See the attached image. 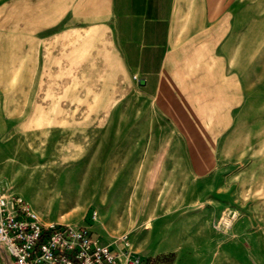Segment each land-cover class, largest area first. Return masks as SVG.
Listing matches in <instances>:
<instances>
[{"label": "rangeland", "instance_id": "374dc122", "mask_svg": "<svg viewBox=\"0 0 264 264\" xmlns=\"http://www.w3.org/2000/svg\"><path fill=\"white\" fill-rule=\"evenodd\" d=\"M20 6L0 9V193L42 224L88 225L119 264H264L261 84L212 135L160 117L121 75L112 89L69 2Z\"/></svg>", "mask_w": 264, "mask_h": 264}, {"label": "crops", "instance_id": "0c3cea01", "mask_svg": "<svg viewBox=\"0 0 264 264\" xmlns=\"http://www.w3.org/2000/svg\"><path fill=\"white\" fill-rule=\"evenodd\" d=\"M64 1L76 21L69 26L89 20L96 31L94 54L105 64L112 89L121 75L160 117L200 122L214 134L233 120V107L249 106L256 81L263 88L258 107L264 113V0L256 1L257 19L250 18V0ZM26 2L18 0L19 10ZM9 4L0 0V9L9 10Z\"/></svg>", "mask_w": 264, "mask_h": 264}, {"label": "built area", "instance_id": "2783aa9c", "mask_svg": "<svg viewBox=\"0 0 264 264\" xmlns=\"http://www.w3.org/2000/svg\"><path fill=\"white\" fill-rule=\"evenodd\" d=\"M9 260L11 264H117L118 257L86 225L42 224L21 198L0 193V264ZM137 262L126 257L120 264Z\"/></svg>", "mask_w": 264, "mask_h": 264}]
</instances>
